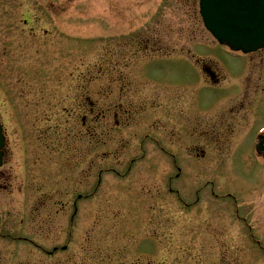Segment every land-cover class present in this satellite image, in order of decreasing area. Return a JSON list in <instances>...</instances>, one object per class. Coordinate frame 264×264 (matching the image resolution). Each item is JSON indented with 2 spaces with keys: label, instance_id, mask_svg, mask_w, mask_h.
Wrapping results in <instances>:
<instances>
[{
  "label": "rangeland",
  "instance_id": "1",
  "mask_svg": "<svg viewBox=\"0 0 264 264\" xmlns=\"http://www.w3.org/2000/svg\"><path fill=\"white\" fill-rule=\"evenodd\" d=\"M25 1L32 11L30 22L33 29L25 28L21 21L28 18L25 12L0 15V115L8 133V161L20 181L28 169L33 170L36 183H41L43 172L55 173V169L61 167L58 158L65 162L64 154L73 151V130L79 128L69 116V112L72 113L71 90L75 87L94 89L96 94L100 93V97L94 98L101 99L108 68L118 72V66H124L119 63L126 61V71L137 73V65L143 60L136 42L159 37L162 48L170 47L171 56L196 60L206 51L208 55L225 61L241 60L234 59L226 48L215 45L203 29L198 0H40L41 6L38 0ZM2 8L6 9L4 3L0 4ZM58 10H62L61 13ZM257 56L258 60L254 58L251 66H247L250 72L245 70L247 79L236 88V94L246 91L249 83L256 90L260 84L262 86L264 52ZM167 65L164 84L168 87L182 85L183 78L188 79L191 106L200 105L199 109L213 110L215 105L225 101L227 92L215 95L202 90L203 84L202 89L199 87L197 72L192 67L183 74L177 63ZM24 68L40 77L31 78V89H45V106L41 104L40 107L46 120L38 127L31 122L38 113L29 119L25 104L7 98L3 93V90H9L8 85L15 79L27 77ZM164 91L172 93L165 88ZM154 92L161 99L168 97L162 94L161 87L157 86ZM6 93L11 96L10 92ZM96 102L101 106L100 100ZM252 102L258 104L257 95L253 96ZM56 104L66 109L56 108ZM61 110L64 121L61 127H57L56 113ZM65 120L69 122L65 123ZM29 123L30 129L27 127ZM246 127V134L253 135L264 129V104L254 110L249 127ZM241 135L238 128L236 139L239 140L232 143L212 138L206 143L192 141L187 144L191 148L190 155L179 156L187 171L175 187L180 188L190 202L195 188L204 186L205 189L200 204L189 209H184L174 194L169 195L165 188L170 160L158 152L159 148L148 145L147 161L135 164L126 178L104 176V186L95 191L94 199L88 204H80L82 213L76 219L78 232L82 233L72 241L69 251L56 256H41L30 248L33 253L30 263L40 260L42 264H57L68 258L70 263L82 264L87 260L81 257L83 250L99 247L97 251L102 253L104 249L106 254L95 256V264H100L102 256L111 260L109 264H264V160L252 152L251 139L240 142ZM137 142L138 139H133L131 150H135ZM163 142L169 151L179 150L177 144ZM202 151H205L203 160ZM138 153H127L121 169L126 168L130 158ZM28 157L30 168L27 166ZM107 165L97 166L95 162L94 167ZM97 179L95 173L94 184ZM211 190L219 199L212 197ZM226 195H232L231 199ZM14 199L18 200L13 206L15 211H22V201L16 193ZM4 200L7 201L0 198V204ZM90 209L93 210V224L89 229L93 232L84 235L89 225ZM5 210L11 209H0V228L22 234L26 229L25 224L20 223L23 216L16 213L7 219L6 213H1ZM238 216L247 222L238 221L235 218ZM4 221L7 226L3 225ZM246 224L253 229L254 239ZM55 230L49 237H36L35 243L48 251L64 245L65 235L61 238ZM89 236L94 238H91L93 246L86 240ZM149 239L156 242V255L149 256L144 250L141 253L135 251L136 244ZM26 249L25 245L13 246L7 240H0V251L6 258L12 254L13 264H20L26 258Z\"/></svg>",
  "mask_w": 264,
  "mask_h": 264
},
{
  "label": "flooded vegetation",
  "instance_id": "2",
  "mask_svg": "<svg viewBox=\"0 0 264 264\" xmlns=\"http://www.w3.org/2000/svg\"><path fill=\"white\" fill-rule=\"evenodd\" d=\"M150 42L147 41L145 44H150ZM221 67L213 61H202V81L206 87L210 86L216 90L227 89L221 88V79L224 77V73H231V67L226 66L223 69ZM127 68L119 66L120 72H107L106 87L102 92L100 109L99 105L91 102L90 97L85 99L87 103L80 104L78 88L72 90L74 122L76 125L81 122L86 132L78 131L83 134V136H76L78 139H82L80 147L82 151L73 153L70 159L75 160L72 162L73 165H78V160L92 156L91 166L57 168L55 173L45 171L40 175L42 177L39 184L31 182L32 174L29 169L23 175L21 183L15 182V174L8 161L0 169V198L7 199L6 202L4 200L0 204V209H11L1 211V213H6L7 219H11L12 214L16 213L23 216L20 223L26 226L22 232L24 237H49L53 234L54 228L61 238L65 235L66 240L76 239L82 233V231L78 232L79 224L76 219L82 213L80 204L90 203L95 196V187L101 186V184L93 183L95 168L92 165L95 143L101 141L107 149L103 155H112L113 158L120 160L125 150H130L127 147L126 138L133 135L132 128H139L140 132L146 131L155 134L163 141L179 144V153H185L188 156L190 149L187 144L192 141L202 142L204 138L216 137L225 142L230 141L233 138L232 133L235 127H238L250 112L248 102L245 103L242 99H237L227 108H217L214 115L201 111L200 115L196 116L191 112L185 87L182 90L173 88L167 98L161 99L154 92L157 85L149 89L140 86L141 84L158 83L155 74L148 73L146 67L137 73L128 72ZM187 82V80H183L182 84ZM88 92L93 93L90 90ZM30 93V88H27L23 96L28 98ZM37 105H40V102H37ZM40 112L39 114L42 113ZM59 121L61 122V120ZM127 131L129 132L127 133ZM85 138L86 143L84 144L83 139L85 140ZM112 143L114 144L113 150H111ZM131 170V168H125L126 172ZM168 170L167 175L174 174V168L170 167ZM102 173L99 174V177L102 176ZM14 193L22 201L20 207L22 211H15L13 207L18 201L14 199ZM92 212L93 210L90 209L89 225L87 233L84 235H90L93 232L89 229L90 224H93ZM3 225L7 226V223L4 221ZM5 229L1 231L3 233L0 234V237L5 240L15 239L16 233ZM18 233L20 232L18 231ZM91 238L94 239L89 236L86 240L93 246ZM86 249L83 250L81 257H85L87 260L82 264H95V256L106 254L104 249L102 253H99L97 251L99 247L94 250L93 247ZM68 251V248L65 249L63 254ZM152 251H154L153 248ZM31 253L27 249L26 258L20 264H31L29 261ZM9 256L10 258L4 257V252L0 251V264H3L4 261L7 263L10 261V264H13V255L9 254ZM109 263L111 260H107L104 256L100 257V264ZM33 264H42V262L39 260ZM57 264L76 263H70V259L67 258L59 260Z\"/></svg>",
  "mask_w": 264,
  "mask_h": 264
},
{
  "label": "water",
  "instance_id": "3",
  "mask_svg": "<svg viewBox=\"0 0 264 264\" xmlns=\"http://www.w3.org/2000/svg\"><path fill=\"white\" fill-rule=\"evenodd\" d=\"M202 13L207 27L232 49L264 47V0H202Z\"/></svg>",
  "mask_w": 264,
  "mask_h": 264
}]
</instances>
